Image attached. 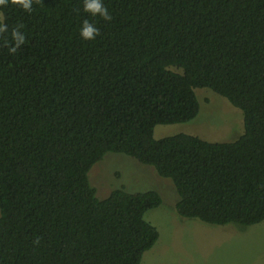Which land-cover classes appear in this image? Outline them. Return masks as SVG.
<instances>
[{
    "label": "trees",
    "instance_id": "16d2710c",
    "mask_svg": "<svg viewBox=\"0 0 264 264\" xmlns=\"http://www.w3.org/2000/svg\"><path fill=\"white\" fill-rule=\"evenodd\" d=\"M104 6L109 22L82 0L3 10L26 41L9 55L0 36V264L142 263L160 239L145 215L163 199L123 189L99 199L89 173L109 153L170 180L183 220L264 222V0ZM85 19L100 29L93 41L79 36ZM204 88L242 111L239 139H155L157 126L199 115Z\"/></svg>",
    "mask_w": 264,
    "mask_h": 264
},
{
    "label": "rangeland",
    "instance_id": "374dc122",
    "mask_svg": "<svg viewBox=\"0 0 264 264\" xmlns=\"http://www.w3.org/2000/svg\"><path fill=\"white\" fill-rule=\"evenodd\" d=\"M195 92L201 106L199 115L187 123L157 126L154 138L189 134L212 143L239 139L244 132L242 111L210 89ZM89 181L101 200L116 189L129 193L155 190L161 194L162 205L145 215L158 228L160 239L145 254L151 258L144 257L141 264H264V222L242 228L183 220L175 211L178 195L173 183L129 156L107 154L94 165Z\"/></svg>",
    "mask_w": 264,
    "mask_h": 264
},
{
    "label": "clouds",
    "instance_id": "9594fccd",
    "mask_svg": "<svg viewBox=\"0 0 264 264\" xmlns=\"http://www.w3.org/2000/svg\"><path fill=\"white\" fill-rule=\"evenodd\" d=\"M39 2L40 0H0V36L5 37L4 46L7 48L9 55L17 54L21 46L25 44L26 35L22 30L24 28L23 24L18 23L9 30V24L3 10L9 6H15L23 12L31 14L33 12V4ZM82 5L83 12L90 17H99L105 22H109L113 18L109 10L104 6V0H82ZM99 35L100 29L96 24L91 23L88 19L82 21L79 29V36L82 41H93Z\"/></svg>",
    "mask_w": 264,
    "mask_h": 264
},
{
    "label": "crops",
    "instance_id": "0c3cea01",
    "mask_svg": "<svg viewBox=\"0 0 264 264\" xmlns=\"http://www.w3.org/2000/svg\"><path fill=\"white\" fill-rule=\"evenodd\" d=\"M149 255H150V254L148 253V254L145 255L144 257H145V258H148V257L151 258V255H150V256H149ZM154 261H155V260H154ZM154 261H153V262H154ZM153 262H152V263H153ZM144 264H146V261H144Z\"/></svg>",
    "mask_w": 264,
    "mask_h": 264
}]
</instances>
